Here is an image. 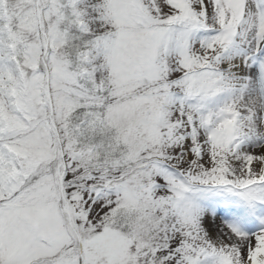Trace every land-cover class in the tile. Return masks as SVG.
I'll return each mask as SVG.
<instances>
[{
	"label": "snow or ice",
	"instance_id": "6c2138e0",
	"mask_svg": "<svg viewBox=\"0 0 264 264\" xmlns=\"http://www.w3.org/2000/svg\"><path fill=\"white\" fill-rule=\"evenodd\" d=\"M0 264H264V0H0Z\"/></svg>",
	"mask_w": 264,
	"mask_h": 264
}]
</instances>
